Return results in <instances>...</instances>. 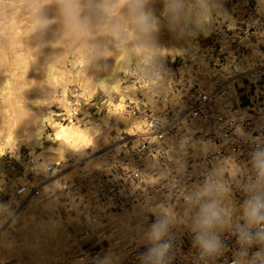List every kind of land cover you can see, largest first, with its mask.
<instances>
[{"label":"clouds","instance_id":"9594fccd","mask_svg":"<svg viewBox=\"0 0 264 264\" xmlns=\"http://www.w3.org/2000/svg\"><path fill=\"white\" fill-rule=\"evenodd\" d=\"M213 7V0H0V36L6 41L3 62L16 69L5 73L11 79L4 84L11 87L20 68L25 80L31 65L43 58L46 71L40 88L50 91L33 101L34 107L47 110L36 138L53 142L64 154L97 147L104 121L125 122L121 114L137 102L154 104L159 110L155 120L166 124L157 114L165 110L164 93L170 85L175 91L178 83L169 61L193 55L187 36L206 23L223 22L211 16ZM30 37H35L34 46L29 40L26 47ZM36 84L33 78L31 85ZM93 108L97 115L104 114L99 121L90 119ZM69 140H83L84 147L60 144ZM231 159L226 157L224 165ZM251 163L256 179L251 182L249 176L243 185L242 216L236 215L240 197L233 188L234 182L240 186L241 169L234 162L215 168L205 177L203 188L185 196L192 207L199 205L191 219L200 229L196 243L203 254L213 255L221 247L217 230L228 233L226 239L239 233L238 243L264 245V153L257 152ZM240 219L245 221L243 227ZM161 235L159 229L154 232L156 238ZM256 260L264 264V250L254 253L249 264Z\"/></svg>","mask_w":264,"mask_h":264},{"label":"rangeland","instance_id":"374dc122","mask_svg":"<svg viewBox=\"0 0 264 264\" xmlns=\"http://www.w3.org/2000/svg\"><path fill=\"white\" fill-rule=\"evenodd\" d=\"M213 2L215 7L211 11V16L223 20L218 24L239 26L245 13L253 7L264 18V0H213ZM213 24L215 23H206L204 27L207 31L204 32V27L201 28L194 33L195 38L191 35L186 37L193 45V55L200 56L204 53L201 47L215 38L212 33ZM263 33L264 30L252 35V42L255 44L262 42ZM0 39V154L4 153L0 156V264H53L65 258L74 248L75 244L71 240L74 233L83 235L82 242H86L89 248H100L107 261L121 257L130 246L156 240L154 232L158 229L162 231V235L176 231L179 234L193 236L187 240L199 245L196 238L200 234V229L195 227L191 219L194 213L199 211V205L192 207L185 200V196L203 188L205 177L222 165L215 161L208 170L209 168H204L202 164L196 165L194 160L187 168L190 170H154L159 166L156 159L146 158L145 166L148 169L145 170L146 182L155 186L163 180V200L153 197L148 201L136 202L127 210L111 214L108 220H92V215L102 210L105 212L97 201V183L93 173L107 170L113 160L120 158L122 151L130 149L131 142L136 144L137 135L144 129V116L135 117L123 112L121 114L122 120L125 121L123 123L116 119L111 122L104 121V136L97 147H90L81 153L69 150L64 154L63 151H58L53 142L36 138L39 120L47 110L39 106L34 107L33 101L43 98L45 93L50 91L46 86L44 89L40 88V81L46 71L43 58L31 65L29 76L25 80L22 79L23 69L20 68L9 87L4 81L11 77L5 73L16 69L3 62L6 41L2 36ZM29 40L34 46L35 37H30L25 40L26 47ZM8 55L11 61L13 59L11 53ZM180 60L181 58H177L175 62L169 61L168 66L178 67ZM200 64L204 65L206 62L201 60ZM174 70L189 73L185 68ZM217 72H220V69L207 68L205 72H201L199 82L203 90L211 88L216 81L223 79ZM182 74L183 72L176 77L181 78ZM33 78L37 81L34 86L31 85ZM173 79L175 80L174 76ZM260 80L261 78L258 79ZM244 82L246 87L253 90L251 85H257V78L249 76L240 83ZM175 87L173 91L170 85L168 91L164 93L162 102L165 108L177 110L184 106V94L178 86ZM225 88L224 97L228 99L236 97L241 101L246 99L244 103L249 104L250 98L255 97L252 91L248 93V97L238 93L239 90L235 91L231 83ZM255 101H259V97H255L251 102ZM136 104H145L152 112L159 111L151 102ZM251 113L254 114L253 111H247L246 115L251 116ZM103 116V112L97 115L96 109H91V120H100ZM255 116L254 114L251 117L253 121L251 127L254 129L264 123ZM200 131L203 133L206 130L200 127ZM203 137L204 140L200 138L199 156L210 151L213 145L207 136ZM128 138L131 140L125 141ZM69 143L77 148L84 147L83 140L60 141L62 146ZM176 161L180 160L172 159L167 162L169 166L176 168L174 167ZM239 174L240 172L237 179L240 186L234 182L233 188L240 197L235 202L238 210L236 215L242 216L243 208L239 206L246 198L243 188L246 182L241 180ZM69 186L72 188V194L65 197L63 189ZM35 188L39 190L38 194L33 193ZM173 214L175 219L171 218ZM165 220L169 222L164 223L160 229ZM215 234L218 236L223 233L217 230Z\"/></svg>","mask_w":264,"mask_h":264},{"label":"built area","instance_id":"2783aa9c","mask_svg":"<svg viewBox=\"0 0 264 264\" xmlns=\"http://www.w3.org/2000/svg\"><path fill=\"white\" fill-rule=\"evenodd\" d=\"M263 30L264 18L255 7L245 13L239 26L213 24L212 33L215 38L201 47L204 52L200 55L202 57L192 55L187 60L179 61L181 67L170 66L178 82L176 86L184 94L185 103L177 110L165 108L157 114L166 119V124L162 125L159 120H155L157 111H150L145 104L128 106L125 111L128 114L144 116V129L137 135L136 144L131 142L130 149L122 151L120 158L113 160L107 170L93 173L97 183V201L105 212H95L92 220H108L111 214L127 210L132 204L153 197L163 200V180L155 186L146 182V158L156 159L159 166L154 170H190L187 168L194 160L196 165L202 164L208 170L215 161L222 166L234 162L241 169V180L247 183L250 176L251 182H255L251 162L257 152L264 153V143L261 142L264 141V123L254 129L251 127V117L255 114L264 121V36L262 42L256 44L252 42L251 36ZM201 60L206 64L201 65ZM176 68L188 69L189 73L174 70ZM207 68L220 69L217 73L223 79L203 90L199 78ZM181 72V78H177ZM249 76L257 78V85H251L253 90L246 87V82L240 83ZM230 83L235 91L239 90L238 93L246 97L252 91L255 97H259V101L251 102L255 97H249L247 104L244 103L246 99L241 101L237 97H224V89ZM247 111H253L254 114L247 116ZM87 112L85 110V114ZM199 126L206 131L201 133ZM203 136H207L213 145L210 151L199 156L200 138L204 140ZM226 157L232 159L224 165ZM172 159L180 160L176 161V168L168 165L167 161ZM33 193L38 194L39 190L35 188ZM63 194L65 197L71 196V186L65 187ZM239 225L243 227L245 221L241 219ZM218 236L221 247L213 255L203 254L200 245L187 240L193 236L169 231L154 241L130 246L121 257L107 261L100 248H89L86 242H82L84 236L74 233L71 236L74 248L65 258L53 264H232L234 260L238 264H249L254 253L264 250V245L259 243H238L239 233L227 239L228 233ZM162 248L163 255H160ZM242 252L247 255L242 256ZM255 264H260V261L256 260Z\"/></svg>","mask_w":264,"mask_h":264},{"label":"bare ground","instance_id":"6f19581e","mask_svg":"<svg viewBox=\"0 0 264 264\" xmlns=\"http://www.w3.org/2000/svg\"><path fill=\"white\" fill-rule=\"evenodd\" d=\"M203 30H204V32H206V31H207L206 27H204ZM194 35H195V34H192V35H191L192 38H195ZM0 40H1V39H0ZM36 132H37V131H36Z\"/></svg>","mask_w":264,"mask_h":264}]
</instances>
